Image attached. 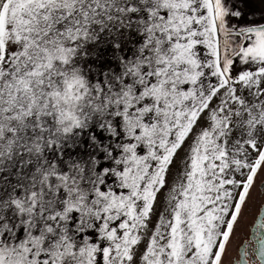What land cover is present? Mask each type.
I'll return each instance as SVG.
<instances>
[{
    "label": "snow or ice",
    "instance_id": "1",
    "mask_svg": "<svg viewBox=\"0 0 264 264\" xmlns=\"http://www.w3.org/2000/svg\"><path fill=\"white\" fill-rule=\"evenodd\" d=\"M0 264H264V0H0Z\"/></svg>",
    "mask_w": 264,
    "mask_h": 264
}]
</instances>
